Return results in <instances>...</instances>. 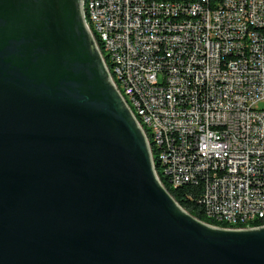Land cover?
<instances>
[{"label":"water","instance_id":"95a60500","mask_svg":"<svg viewBox=\"0 0 264 264\" xmlns=\"http://www.w3.org/2000/svg\"><path fill=\"white\" fill-rule=\"evenodd\" d=\"M82 1L0 0V264H264L161 184Z\"/></svg>","mask_w":264,"mask_h":264},{"label":"built area","instance_id":"2783aa9c","mask_svg":"<svg viewBox=\"0 0 264 264\" xmlns=\"http://www.w3.org/2000/svg\"><path fill=\"white\" fill-rule=\"evenodd\" d=\"M90 8L169 182L196 188L208 216H264V0Z\"/></svg>","mask_w":264,"mask_h":264},{"label":"bare ground","instance_id":"6f19581e","mask_svg":"<svg viewBox=\"0 0 264 264\" xmlns=\"http://www.w3.org/2000/svg\"><path fill=\"white\" fill-rule=\"evenodd\" d=\"M90 6H91V0L82 1L83 19L85 26L88 32L90 33L98 51L101 54L102 60L104 62V65L108 71V74L110 76V79L114 87L120 93L122 99L124 100L128 108L131 110L138 126L142 128V132L146 138L154 172L157 178L159 179L156 173V167H159L161 174H163V177H165L168 180L169 185L173 189H176L177 187L175 186V184L169 182L168 168L164 166V163H159V155L157 152L158 142L155 137L154 131L150 128L149 124H142L145 123V116L142 115L141 111L139 110V103L137 102V100H134L133 94H131V92L128 91L127 88H122V80H120V74L116 71L115 64L113 61L110 60L109 54L105 53V52H110V45H104L103 35L102 33L98 32V24L96 23V21L92 20ZM205 215L207 219H211L214 222L221 224L223 223L224 225H227V228L225 230H237V229H230V227L247 228L252 223L264 221V216H253L252 218L251 217L223 218L222 216H217V215L208 216V212H205ZM249 229H255V228H249ZM239 230H246V229H239Z\"/></svg>","mask_w":264,"mask_h":264},{"label":"trees","instance_id":"16d2710c","mask_svg":"<svg viewBox=\"0 0 264 264\" xmlns=\"http://www.w3.org/2000/svg\"><path fill=\"white\" fill-rule=\"evenodd\" d=\"M156 173L159 177V180L161 181V184L171 195V197H173V199L180 205V207L184 209L187 213H189L192 217L212 227L221 228V229L227 228V225H224L223 223L222 224L217 223L211 219L206 218L205 211L202 208L199 199L197 197L198 191L196 188H190L184 186L181 188L173 189L169 185L168 180L165 177H163V174H161L159 167H156ZM258 227H264V221L252 223L247 228H258Z\"/></svg>","mask_w":264,"mask_h":264}]
</instances>
